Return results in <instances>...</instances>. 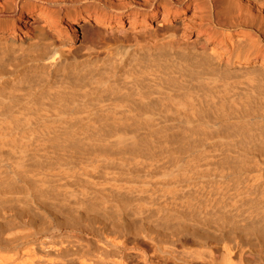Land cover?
I'll use <instances>...</instances> for the list:
<instances>
[{"label":"bare ground","instance_id":"6f19581e","mask_svg":"<svg viewBox=\"0 0 264 264\" xmlns=\"http://www.w3.org/2000/svg\"><path fill=\"white\" fill-rule=\"evenodd\" d=\"M0 264H264V0H0Z\"/></svg>","mask_w":264,"mask_h":264},{"label":"rangeland","instance_id":"374dc122","mask_svg":"<svg viewBox=\"0 0 264 264\" xmlns=\"http://www.w3.org/2000/svg\"><path fill=\"white\" fill-rule=\"evenodd\" d=\"M64 12H61V14L64 16L65 18V14H63ZM67 13V16H72V15H84L86 14V12L83 10V8H76V9H73V8H69L68 11L66 12ZM191 15V13H189V15H187V17H189ZM186 17V18H187ZM185 18V19H186ZM161 19H157L155 21V23L150 27L148 28V30H139V29H136V30H129L127 31V28H128V25H125L122 29H123V34L121 35H118L121 37H125V38H138V40L140 41H143L144 37L147 36V34L149 32H156L159 28H161L160 26L157 25V23L160 22ZM33 21H30L28 22L29 25L32 24ZM179 24H182L179 20H175V21H172V22H163L161 25H166V26H172V27H175ZM89 28H91V26H89ZM48 32L50 34H52L51 30ZM116 32H112L110 33L109 35H103L101 37H104L103 39L97 35H95L93 32H91V30L89 32H85L83 30V28H81L78 32V36L77 38L75 39L74 41V48H76V50L78 51L77 53V56L80 60H85L87 59L88 57V53H87V50L86 48L88 46H95L96 48V51L97 53H95L93 56L91 57H96V55H98L100 58L104 57L106 55V50L107 48L109 47H112V46H108L106 42V39H109V38H115L114 36H116ZM124 38V39H125ZM189 40H191V38H189ZM188 42H191V41H188ZM110 45H115L116 42L114 41H109ZM151 47V46H150ZM17 64H21L19 61H14V62H11L9 66H16ZM150 80H154V81H157L158 78H154V77H148ZM71 232H74V233H77V234H80V235H83V236H87V235H91L92 232L90 229L88 228H84V227H80L78 229H73V230H69Z\"/></svg>","mask_w":264,"mask_h":264}]
</instances>
